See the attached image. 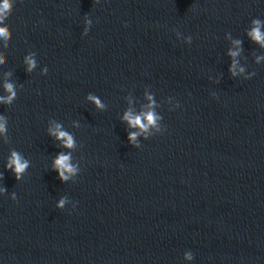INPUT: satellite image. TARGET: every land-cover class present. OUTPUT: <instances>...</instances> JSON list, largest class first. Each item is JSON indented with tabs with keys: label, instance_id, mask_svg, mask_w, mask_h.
Masks as SVG:
<instances>
[{
	"label": "clouds",
	"instance_id": "1",
	"mask_svg": "<svg viewBox=\"0 0 264 264\" xmlns=\"http://www.w3.org/2000/svg\"><path fill=\"white\" fill-rule=\"evenodd\" d=\"M96 2H99V0H96ZM12 9V4L10 3V0H3V3L0 4V24H3L7 16L10 14ZM252 23L255 25L253 29L248 33V35L257 43H260L262 46H264V33L260 31V24L261 22L259 20H253ZM87 31V30H86ZM11 36V33L9 31V28L7 25L0 27V37L4 38L5 41H7ZM189 42H191V37H189ZM237 44H239V41H236ZM239 54L238 51H231L229 53L230 56L233 58L236 57ZM34 54H30L25 57V63L28 65V71L31 72L36 67V60L33 58ZM0 63H3V58L0 57ZM235 67L236 62L233 60L232 67L230 71H232L233 75H235ZM47 69H45V72ZM243 71V69H241ZM4 89L8 93L6 97L0 96V102L4 104H12L13 100L16 99V90L13 83L6 82L4 84ZM88 99L92 100L98 108H103V104L100 102V100L96 96L89 95ZM151 99V97H149ZM124 120H126L130 127H139L142 131H147L149 126H155L157 123V120L160 119L154 112L149 111L147 113H142L139 116H134L131 112L125 113ZM144 121H147L145 123ZM7 128L5 126V123H0V133H6ZM53 135L57 137V139L61 140L63 142V146L66 148H73L75 145V142L73 140V137L69 135L66 131L61 130V126L58 124L56 125L55 130L52 132ZM138 133H130L129 134V140L132 142H135L136 137ZM71 155H65L63 153L59 154L58 157L54 160L53 168L58 172L59 178L62 181H67L69 179L68 174H74L76 169L70 164ZM7 169H11L16 179L19 180L21 178V175L24 173V171L28 168V161L22 159L20 154L16 151H12L11 156L6 164ZM3 177V173H0V178ZM15 194H13V199L15 200ZM65 200L61 199L59 202L58 207L62 208L65 204ZM186 259H192V256L190 253L185 254Z\"/></svg>",
	"mask_w": 264,
	"mask_h": 264
}]
</instances>
